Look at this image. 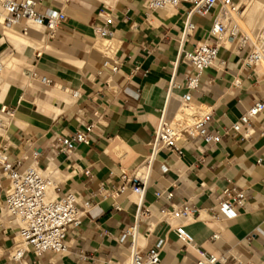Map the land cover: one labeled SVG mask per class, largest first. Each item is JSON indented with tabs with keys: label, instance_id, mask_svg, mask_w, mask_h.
Wrapping results in <instances>:
<instances>
[{
	"label": "crops",
	"instance_id": "0c3cea01",
	"mask_svg": "<svg viewBox=\"0 0 264 264\" xmlns=\"http://www.w3.org/2000/svg\"><path fill=\"white\" fill-rule=\"evenodd\" d=\"M45 6L66 14L52 37L42 26L27 23L25 33L21 26L17 31L38 42L13 44L0 26V55L3 61L17 62L4 68L0 79V105L12 112L4 115L0 148L18 169L32 164L51 176L55 195L72 192L88 211L68 230L64 254L34 259L39 264L122 262L130 241L124 230L134 223L140 205L149 217L139 224V243L159 248L160 264H194L198 251L264 264V110L251 121L247 138L227 134L210 145L194 137L180 140V151H160L140 204L121 178L148 153L166 101L172 111L176 95L186 91L173 88V98L167 99L169 83H182L187 69L179 60L178 39L189 4L149 10L143 0H42ZM107 15L113 36L102 38L95 27L103 26ZM191 20L195 28L186 50L205 39L212 16L192 15ZM39 76L51 83H41ZM191 95L193 103L212 111L207 129L222 133L254 99L264 101V67L243 64L240 56L220 47L215 66L202 72ZM75 130L87 133L88 144L76 143L68 156L49 153L57 137ZM6 183L0 174V203ZM225 189L244 191L241 204L233 206L234 216L217 207ZM182 202L196 209L192 218H159L161 208ZM177 223L192 235L191 244L177 240ZM16 225L0 218V263L6 262Z\"/></svg>",
	"mask_w": 264,
	"mask_h": 264
},
{
	"label": "built area",
	"instance_id": "2783aa9c",
	"mask_svg": "<svg viewBox=\"0 0 264 264\" xmlns=\"http://www.w3.org/2000/svg\"><path fill=\"white\" fill-rule=\"evenodd\" d=\"M42 0H0V26L12 28L21 26L22 32L28 29L27 23L42 26L47 36L52 37L65 21L66 14L60 8L41 7ZM187 3L182 20V29L178 39L179 60L187 65L182 83L170 82L167 88V99L173 98V88L183 86L185 92L177 96V105L169 111L167 101L160 111L157 125L149 140V151L141 163L131 169L130 173L122 172V180L128 184L140 204L147 187L151 166L158 153L162 150L180 151L178 142L194 137L201 138L205 143L213 145L220 141L223 135L239 133L247 138L252 134L251 121L264 110V101L254 99L229 126L223 128L222 133L208 130L206 125L212 120V111L204 106L192 102V91L200 83L202 72L215 66L218 50L224 47L235 55L240 56L241 62L249 66L264 67V16L253 18L247 22L246 7H241L239 0H143L145 8L159 10L176 8ZM192 15L212 16L211 25L204 40L193 44L191 50L184 48L185 43L192 37L195 24ZM104 25L95 27V32L102 38H111L113 31L106 26L112 24V18L102 17ZM221 63V62H220ZM176 61L174 62V65ZM137 69V67H136ZM4 70L3 58L0 55V79ZM35 77L34 73H31ZM43 84H50L51 80L39 76ZM76 96V92L72 93ZM203 106L205 108H203ZM5 114H12L11 110L0 105V129L4 128ZM92 125L87 126L91 132ZM87 133L75 130L67 136H59L49 145V153L72 152L76 143L88 144ZM34 151V156H36ZM0 174L6 179L3 187V198L0 203V218L5 217L17 222L12 237L11 246L7 249L6 262L0 264H39L34 257L45 253L62 255L67 250V232L77 227L82 216L87 213L86 208L78 205V198L72 192L61 196L54 193L55 183L51 176L44 174L35 165L25 169H18L17 165L8 159L3 148H0ZM51 190V191H50ZM156 196L170 198V192H156ZM244 191L232 192L225 189L217 197V207L226 216H234V204H241ZM195 208L188 202L175 205L170 204L159 210L161 220L182 221L192 218ZM149 217L147 208L140 205L135 212L134 223L124 230V235L130 238L129 251L125 260L118 264H160V249L154 246L146 247L139 243L141 237L139 224ZM264 227V219L262 220ZM147 231L151 224L147 221ZM177 240L183 244H191L192 235L185 229V225L177 223L174 226ZM215 236V235H213ZM194 264H251L233 255L218 257L198 251V258Z\"/></svg>",
	"mask_w": 264,
	"mask_h": 264
},
{
	"label": "bare ground",
	"instance_id": "6f19581e",
	"mask_svg": "<svg viewBox=\"0 0 264 264\" xmlns=\"http://www.w3.org/2000/svg\"><path fill=\"white\" fill-rule=\"evenodd\" d=\"M242 1V2H241ZM240 2H241V4H240ZM239 4L240 5H242L241 7H246V12H247V14L249 15V16H254L255 15V11H257L258 9H263V11H264V2H262V1H259V0H240L239 1ZM260 10V11H261ZM264 13V12H263ZM262 13V14H263ZM258 14H260V13H258ZM261 14V15H262ZM250 20H252V19H250ZM249 21V20H248ZM249 22H251V21H249ZM248 22V23H249ZM5 31V30H4ZM5 34H6V36H7V38H8V40L9 41H11L13 44H16L17 42H21V43H34L33 42V40L31 41L28 37H26L27 35H25V34H22L21 32H19V31H17V30H12V31H5ZM40 35V34H39ZM34 38L36 37V35L35 36H33ZM33 39V38H32ZM38 40V39H37ZM36 42H38V41H35V43L34 44H36ZM107 42V41H106ZM39 43H40V41H39ZM38 44V43H37ZM3 63H4V68L6 69L7 67H10V66H15V65H17V62L16 61H3ZM57 87H58V85H57ZM54 89V88H53ZM56 89H59V87L58 88H56ZM52 91H54V92H52ZM51 91V93H53L52 95H54V93H55V90H52ZM59 91H61L60 89H59ZM56 94V93H55ZM58 95H59V93H58ZM203 108H205L204 106H203ZM6 115H10V114H6ZM51 191V190H50ZM4 218V217H3Z\"/></svg>",
	"mask_w": 264,
	"mask_h": 264
},
{
	"label": "rangeland",
	"instance_id": "374dc122",
	"mask_svg": "<svg viewBox=\"0 0 264 264\" xmlns=\"http://www.w3.org/2000/svg\"><path fill=\"white\" fill-rule=\"evenodd\" d=\"M262 2H264V0H262ZM261 9H258L257 11H255L256 13H255V17H254V19L255 18H257V17H259V14L258 13H260V15L264 12L263 11V9L260 11ZM264 16V13L261 15V18ZM247 17H249V15L247 14ZM247 17H246V19H247ZM3 28V30H5V31H12V30H17V27H12V28H4V27H2ZM2 75H3V73H2ZM2 75H1V77H2Z\"/></svg>",
	"mask_w": 264,
	"mask_h": 264
}]
</instances>
